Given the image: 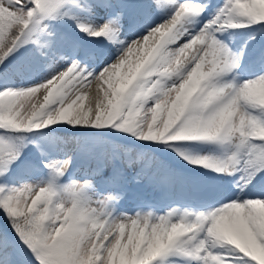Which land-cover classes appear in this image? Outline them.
Masks as SVG:
<instances>
[{"label":"snow or ice","instance_id":"obj_1","mask_svg":"<svg viewBox=\"0 0 264 264\" xmlns=\"http://www.w3.org/2000/svg\"><path fill=\"white\" fill-rule=\"evenodd\" d=\"M0 264H264V0H0Z\"/></svg>","mask_w":264,"mask_h":264}]
</instances>
